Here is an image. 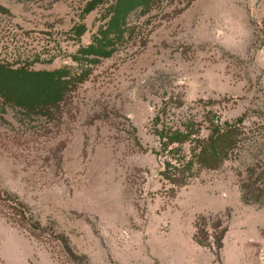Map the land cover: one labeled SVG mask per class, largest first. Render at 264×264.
I'll return each instance as SVG.
<instances>
[{
    "label": "rangeland",
    "instance_id": "374dc122",
    "mask_svg": "<svg viewBox=\"0 0 264 264\" xmlns=\"http://www.w3.org/2000/svg\"><path fill=\"white\" fill-rule=\"evenodd\" d=\"M113 1L0 0V60L61 69L63 94L32 114L0 98V264H264V198L241 188L264 173V0H162L120 31ZM240 119L222 166L161 174L167 132ZM219 218L224 247H202Z\"/></svg>",
    "mask_w": 264,
    "mask_h": 264
},
{
    "label": "trees",
    "instance_id": "16d2710c",
    "mask_svg": "<svg viewBox=\"0 0 264 264\" xmlns=\"http://www.w3.org/2000/svg\"><path fill=\"white\" fill-rule=\"evenodd\" d=\"M162 0H114L108 7L111 15V23L109 28L120 31V25H124L127 17L135 11H140L142 15L152 11L156 5ZM194 0H188L186 4L180 8L181 10L188 7ZM96 3L91 2L89 6L95 7ZM107 30H109L107 28ZM100 43V40H99ZM96 48L97 53L103 55V49L100 46ZM27 63L20 67H13L0 60V98L3 103L15 105L23 109L26 114H32L37 111H51L56 102H61L63 94L59 88L61 69L53 71L34 70L27 67ZM55 108V107H54ZM243 119L233 124L218 123L214 126L208 137H201V127L191 125L186 131L178 130L167 132L163 135L166 139L162 146L165 151L174 154V160L165 159L164 168L161 174L164 175L175 186H183L187 184V180L194 174L193 167L196 163L209 169H216L222 166L234 151L238 150L243 142V127L240 124ZM194 136V137H193ZM188 141H195L197 146L193 154L187 158L182 152V148L174 147L168 149L174 143L183 144ZM177 155V156H176ZM264 173H257L256 169L251 170L248 177V183L241 184L242 199L246 204H259L264 198V188L259 185L260 179ZM13 200H15L13 198ZM17 201V200H15ZM20 219L24 218L22 212ZM196 241L205 248L221 250L224 246V239L228 228L223 225V220L219 218L213 228L214 232L205 239L201 236L200 228L197 226ZM210 237L213 238L211 242ZM67 251L70 255L78 257L77 254L69 247L65 241Z\"/></svg>",
    "mask_w": 264,
    "mask_h": 264
},
{
    "label": "crops",
    "instance_id": "0c3cea01",
    "mask_svg": "<svg viewBox=\"0 0 264 264\" xmlns=\"http://www.w3.org/2000/svg\"><path fill=\"white\" fill-rule=\"evenodd\" d=\"M224 247V246H223ZM263 249V248H262ZM264 251V250H263Z\"/></svg>",
    "mask_w": 264,
    "mask_h": 264
}]
</instances>
